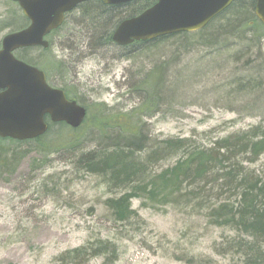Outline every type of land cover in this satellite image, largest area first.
Segmentation results:
<instances>
[{
    "label": "rangeland",
    "instance_id": "1",
    "mask_svg": "<svg viewBox=\"0 0 264 264\" xmlns=\"http://www.w3.org/2000/svg\"><path fill=\"white\" fill-rule=\"evenodd\" d=\"M9 13L21 14L10 0H0V23L8 21ZM74 15L47 38L51 45L44 58L50 56L47 62L62 64L51 74L50 83L74 90L88 108L85 128L90 126L98 104L111 108L109 113L129 112L140 104L139 93L133 90L140 76L153 66L158 75L156 68L168 59L175 61L170 75L181 72L176 81L178 92L167 105L144 117L152 138H191L197 146L208 147L217 138L264 119L256 111H238L241 101L221 91L227 75L241 66L244 58L236 62L220 59L207 69L209 59L195 62L201 52L181 54L176 60L177 55L165 42H157L155 47L111 44L96 49L91 44H95L94 39L80 26V15ZM13 22L18 25L23 20L16 17ZM11 29L10 25L1 26L0 40ZM261 46L260 58L253 51L252 59L264 65V38ZM172 77L167 75L170 82ZM173 88L165 85L161 93L171 95ZM95 143L89 142L90 147ZM42 155V151H31L15 168L1 171L0 264H54L63 251L97 239L112 242L115 255L108 252L65 264H247L234 242L248 237L210 218L211 208L228 196L225 188L184 183L164 202L134 198L131 205L136 214L118 221L106 200L128 189L111 187L105 177L87 172L65 152H52L45 164ZM175 161L171 157L150 166L149 176ZM244 166L264 178V153Z\"/></svg>",
    "mask_w": 264,
    "mask_h": 264
},
{
    "label": "trees",
    "instance_id": "2",
    "mask_svg": "<svg viewBox=\"0 0 264 264\" xmlns=\"http://www.w3.org/2000/svg\"><path fill=\"white\" fill-rule=\"evenodd\" d=\"M153 2L134 0L115 6L105 5L102 0H88L80 8L79 23L94 39L92 47L104 49L115 45L111 38L112 29L121 20L142 12ZM254 5L255 0H233L227 9L198 31L171 34L136 44L145 48L165 42L177 55L176 60L181 54L201 52L195 62L209 59L207 69L220 59L232 58L236 62L244 58L243 64L232 68L227 75L225 88L221 91L228 98L241 101L238 111H256L264 115V107L260 106L264 105V65L258 59H252L253 51L257 58L262 55L264 26L254 13ZM19 11L21 14L16 16L9 13L8 21L0 23V28L10 25V31H14L25 27L29 21ZM16 17L22 18L23 23L14 25ZM50 45L46 49L27 47L15 51L18 58L42 69L49 84L51 74L62 68V64L47 62L51 60L50 56L44 58ZM174 62L162 60L161 66L156 68L160 70L158 75L153 66L140 76L133 88L139 93L140 104L123 113H109L111 108L98 104L100 107L87 128L88 108L77 98L74 90L61 85L69 99L82 103L86 108L83 124L71 128L64 122L53 123L47 117L48 128L38 137L26 140L0 138V174L3 170L15 168L16 163L31 151L43 152V164L52 152H65L87 172L105 177L111 187L128 189L120 196L106 200L108 209L118 221L128 220L136 214L131 205L134 198L164 202L178 193L184 183L225 188L228 196L211 208L210 218L213 223L234 227L238 233L248 237V240L234 242L247 264H264V178L244 166V163H254L264 153V119L217 138L208 147L197 146L191 138H152L144 117L149 118L160 106L176 98V81L181 72L175 69L176 74L170 75L169 69ZM167 75L172 77L171 82ZM170 84L175 88L173 94H162L163 87ZM91 141L96 142L93 147L89 145ZM171 157L176 158L172 166L149 176L150 166ZM108 252L115 255L114 244L97 239L63 251L54 264L83 262L92 256L109 255Z\"/></svg>",
    "mask_w": 264,
    "mask_h": 264
},
{
    "label": "water",
    "instance_id": "3",
    "mask_svg": "<svg viewBox=\"0 0 264 264\" xmlns=\"http://www.w3.org/2000/svg\"><path fill=\"white\" fill-rule=\"evenodd\" d=\"M17 2L29 24L1 39L0 48V138L33 139L53 123L79 127L86 108L67 98L63 89L49 85L45 73L14 55L23 47H48L45 35L58 28L64 14L87 0H12ZM106 5H124L134 0H102ZM233 0H157L141 13L123 19L112 41L127 46L205 27L227 9ZM254 13L264 26V0H255Z\"/></svg>",
    "mask_w": 264,
    "mask_h": 264
},
{
    "label": "flooded vegetation",
    "instance_id": "4",
    "mask_svg": "<svg viewBox=\"0 0 264 264\" xmlns=\"http://www.w3.org/2000/svg\"><path fill=\"white\" fill-rule=\"evenodd\" d=\"M155 2H157V0H154V2L153 3H155ZM86 3V2H85ZM84 2L83 3H80V4H78L74 9H72L70 12H67L66 14H65V16H64V20H63V23H62V25L57 29V30H59L62 26H64V24H65V22L68 20V19H72L71 17L75 14V13H78V15L80 14V12H81V9L80 8H82V6L85 4ZM103 3V2H102ZM104 4V3H103ZM75 16V15H74ZM76 18H74L73 20L74 21H76L75 20ZM117 26V25H116ZM115 26V27H116ZM115 27L112 29V32L114 31V29H115ZM56 30H53V31H50L47 35H46V37L45 38H48L52 33H54ZM157 40V39H156ZM139 42H141V43H146V42H149V41H134V42H132L130 45H127V46H123V48H126V47H130V46H132V45H134V44H136V43H139Z\"/></svg>",
    "mask_w": 264,
    "mask_h": 264
}]
</instances>
